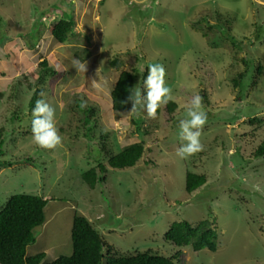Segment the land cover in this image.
Wrapping results in <instances>:
<instances>
[{"label": "rangeland", "instance_id": "1", "mask_svg": "<svg viewBox=\"0 0 264 264\" xmlns=\"http://www.w3.org/2000/svg\"><path fill=\"white\" fill-rule=\"evenodd\" d=\"M63 11L73 15L74 35L58 44L47 28ZM72 59L87 62L86 74L78 75ZM44 60L56 72L46 71ZM246 60L240 94L234 79L247 69ZM154 63L166 70L176 110L155 119L143 110L127 118L112 111L110 91L120 72ZM258 64L264 65V4L257 0H0V161L12 160L0 165V206L12 195L30 194L50 199L46 219L60 208L45 228H35L30 254L50 246L53 256L70 255L77 213L115 250L151 248L165 256L173 254L163 240L172 222L205 219L219 232L217 250L185 247L176 264H264V158L251 159L264 134V69L258 76ZM58 65L67 70L57 71ZM35 89L56 108L62 145L54 150L32 140ZM197 94L207 114L204 149L180 159L178 125ZM81 100L95 109L90 139L77 107ZM137 118L148 133L137 165L109 168L106 185L95 190L80 186V175L98 159L138 140ZM254 119L261 122L251 124ZM187 171L207 177L191 194Z\"/></svg>", "mask_w": 264, "mask_h": 264}, {"label": "trees", "instance_id": "2", "mask_svg": "<svg viewBox=\"0 0 264 264\" xmlns=\"http://www.w3.org/2000/svg\"><path fill=\"white\" fill-rule=\"evenodd\" d=\"M221 17V16H219ZM226 21V20H225ZM227 30L230 25L226 22ZM48 34L54 38L58 44H64L74 35V19L71 13H63L56 21L48 24ZM227 40L235 41L230 34H226ZM37 43L31 44L30 49H34ZM87 52V51H86ZM89 53L87 52V55ZM250 60H246L247 69L240 73L234 79L236 87L240 88V94L243 91V79L247 74ZM41 66L51 73L56 72L52 66L48 65L46 60L42 61ZM116 68L121 67L120 61L111 62ZM257 75L260 76L264 65L258 64L256 68ZM148 74L147 69H135L133 72L121 71L117 81L110 91V108L114 112H127L131 108V103L127 102L130 91L139 85L143 90V80ZM43 78V77H42ZM40 77V80L42 79ZM43 90L35 89L30 101L29 109L35 107L38 99H41ZM77 107L82 113L83 121L87 132L84 137L90 139V133L95 125V109L93 107L81 108L80 103ZM177 104L170 101L162 106L157 115L161 113H173ZM17 116V115H16ZM15 115L11 117L13 121ZM142 118H137L134 123L137 125L138 140L128 143L119 148L117 153H106L104 160L98 159V164L84 171L79 178L78 184L88 189L95 190L98 184L106 185V179L110 169L133 168L144 156L146 147L147 131L141 128ZM261 122L258 119L250 123ZM4 129L0 128V154L4 144ZM102 150V149H101ZM151 150V149H150ZM102 155V151L100 152ZM264 158V134L259 143L252 150L251 159ZM15 162H19L15 161ZM2 167L12 165L10 161H0ZM31 165V164H29ZM206 175L187 171L185 175V191L191 194L196 189L206 183ZM50 199L40 195L16 194L9 197L3 206H0V264H42L46 253L38 251L33 255L28 254L30 245L36 242L34 230L42 226L46 220V207ZM219 237L218 230L208 220H200L191 223L186 219L172 222L163 235L164 242L173 247V254L165 256L160 251L151 248L145 251L132 250L121 252L115 250L93 226L90 220L79 214H74L70 238L72 242V251L70 255H58L51 262L44 264H176L182 255V249L191 247L195 252L203 249L214 252L217 250V241Z\"/></svg>", "mask_w": 264, "mask_h": 264}, {"label": "clouds", "instance_id": "3", "mask_svg": "<svg viewBox=\"0 0 264 264\" xmlns=\"http://www.w3.org/2000/svg\"><path fill=\"white\" fill-rule=\"evenodd\" d=\"M57 42V41H56ZM103 50V49H102ZM71 66L76 69L78 75L88 71L87 62L82 59H72ZM62 66H57V71H66ZM148 74L143 80V90L137 85L128 96L127 102L131 103V108L121 113L122 118L139 116L141 110L145 111L147 117L155 119L158 110L174 99L172 88L166 84V70L162 64L154 63L148 66ZM93 88L98 86V82L91 81ZM45 93H41L44 96ZM203 98L200 95H194L184 106L186 118L180 120L178 125L179 139L181 146L176 150V155L180 159H187L201 151L204 146L201 143V130L207 122V114L203 111ZM81 108L87 107V102L81 100ZM32 140L40 148L54 150L62 145V137L56 126V108L47 100L38 99L32 110Z\"/></svg>", "mask_w": 264, "mask_h": 264}, {"label": "crops", "instance_id": "4", "mask_svg": "<svg viewBox=\"0 0 264 264\" xmlns=\"http://www.w3.org/2000/svg\"><path fill=\"white\" fill-rule=\"evenodd\" d=\"M257 1L260 2V3H263V4H264V0H257ZM47 207H48V205H47ZM47 207H46V208H47ZM59 210H60V208H58V210H57L56 212H58ZM51 212H52V211H51ZM56 212H54V213H56ZM45 213H46V211H45ZM54 213H53V212H52V214L49 213V218L46 219V220H45V223H44L42 226L38 227L37 229L45 228L46 224H49L50 221H52V220L54 219V215H55ZM47 214H48V212H47ZM70 233H71V229H70ZM69 235H70V234H69ZM50 249H52L50 246H46V247H44L43 249H41V251H43V252L46 253V257H45V259L43 260V263H42V264H44V263H46V262H51V261L54 260V258L57 257L56 254H54L55 256H53V254H50ZM54 250H55V249H54ZM54 252H55V251H54ZM28 254L31 255L30 252H29V248H28ZM48 256H50V257H49L50 260H48Z\"/></svg>", "mask_w": 264, "mask_h": 264}]
</instances>
